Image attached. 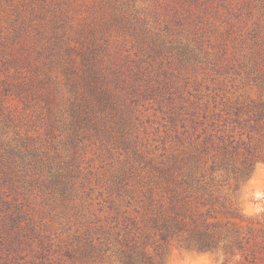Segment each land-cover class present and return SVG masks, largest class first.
Wrapping results in <instances>:
<instances>
[{
	"label": "trees",
	"instance_id": "1",
	"mask_svg": "<svg viewBox=\"0 0 264 264\" xmlns=\"http://www.w3.org/2000/svg\"><path fill=\"white\" fill-rule=\"evenodd\" d=\"M95 41L83 43L78 62L61 63L64 79L50 74L61 59H0V93L13 95L23 120L39 118L51 135L32 134L20 113L0 108V264H17L32 236L41 247L37 264H164L173 238L200 251L226 239L224 251L238 250L241 264H264V221L239 215L228 192L230 179L247 177L264 159V59L249 71L246 62L238 65L246 78L254 74L256 96H196V103L204 101L186 109L181 129L148 151L132 136L139 85L125 70L99 62ZM92 137L123 154L95 181L80 159ZM26 192L71 211L74 227L64 246L22 224L27 212L17 196Z\"/></svg>",
	"mask_w": 264,
	"mask_h": 264
},
{
	"label": "rangeland",
	"instance_id": "2",
	"mask_svg": "<svg viewBox=\"0 0 264 264\" xmlns=\"http://www.w3.org/2000/svg\"><path fill=\"white\" fill-rule=\"evenodd\" d=\"M91 39L99 62L125 70L128 81L138 83L132 136L142 150L151 151L170 139L173 128L181 129L186 109L197 110L206 94L257 95L254 74L246 78L245 72L254 60L264 59V0H0V59H61L50 74L64 79L62 64L82 59L80 48ZM242 61L246 71L238 66ZM198 95L204 100L196 103ZM0 108L20 113L19 122L28 123L32 134L51 136L39 118L23 120L25 111L13 95L0 93ZM110 146L94 137L84 141L81 166L92 181L113 169L109 163L116 155L123 157ZM25 194L17 196L27 212L22 224L31 223L45 241L64 246L74 227L71 211L36 192ZM38 242L28 239L17 264L38 263Z\"/></svg>",
	"mask_w": 264,
	"mask_h": 264
},
{
	"label": "clouds",
	"instance_id": "3",
	"mask_svg": "<svg viewBox=\"0 0 264 264\" xmlns=\"http://www.w3.org/2000/svg\"><path fill=\"white\" fill-rule=\"evenodd\" d=\"M223 169L216 173L222 178ZM231 187L230 204L238 209L242 217L264 221V159H258L252 166L247 177L229 180ZM226 239H221L214 250L200 251L196 247L191 249L181 246L180 238H173L169 242V252L165 257V264H241L242 257L238 250L231 254L224 251ZM151 253L153 250L148 248Z\"/></svg>",
	"mask_w": 264,
	"mask_h": 264
}]
</instances>
